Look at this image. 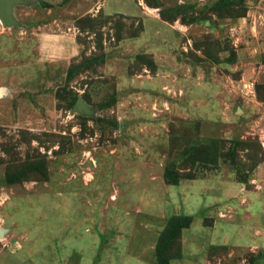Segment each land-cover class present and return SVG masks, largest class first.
<instances>
[{
  "label": "rangeland",
  "instance_id": "rangeland-1",
  "mask_svg": "<svg viewBox=\"0 0 264 264\" xmlns=\"http://www.w3.org/2000/svg\"><path fill=\"white\" fill-rule=\"evenodd\" d=\"M11 13L0 264H264V0Z\"/></svg>",
  "mask_w": 264,
  "mask_h": 264
},
{
  "label": "water",
  "instance_id": "water-1",
  "mask_svg": "<svg viewBox=\"0 0 264 264\" xmlns=\"http://www.w3.org/2000/svg\"><path fill=\"white\" fill-rule=\"evenodd\" d=\"M20 0H0V23L6 27L15 25V21L12 18V7L13 5L19 3ZM74 111H83L85 107L77 101L73 107ZM0 236H2V231L0 230Z\"/></svg>",
  "mask_w": 264,
  "mask_h": 264
}]
</instances>
